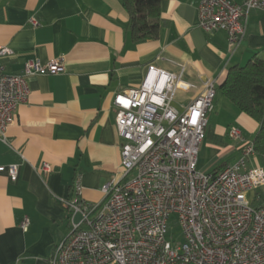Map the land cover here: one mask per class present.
Returning a JSON list of instances; mask_svg holds the SVG:
<instances>
[{
    "label": "crops",
    "instance_id": "crops-1",
    "mask_svg": "<svg viewBox=\"0 0 264 264\" xmlns=\"http://www.w3.org/2000/svg\"><path fill=\"white\" fill-rule=\"evenodd\" d=\"M199 3L160 0L157 39L133 43L120 0H0V48L11 51L1 59L5 73L20 75L27 62L62 65L56 75L26 79L27 101L16 109L6 142L0 141V264H49L70 233L61 200H71L75 186L82 203L102 201V186L120 175L113 97L138 88L148 66L175 73L162 58L183 63L184 80L199 90L216 81L197 170L217 173L239 159L241 147L229 139V128L252 141L264 116L258 124L240 113L219 86L230 67L254 56L264 60V13L249 15L245 37L230 56L224 33L200 29ZM198 91L177 94L173 107L182 112ZM11 165L18 166L15 182L6 170ZM44 165L50 169L45 175ZM258 191L264 195V186Z\"/></svg>",
    "mask_w": 264,
    "mask_h": 264
},
{
    "label": "built area",
    "instance_id": "built-area-1",
    "mask_svg": "<svg viewBox=\"0 0 264 264\" xmlns=\"http://www.w3.org/2000/svg\"><path fill=\"white\" fill-rule=\"evenodd\" d=\"M252 12L264 13V0H200L199 27L208 34L224 33L231 56L245 37ZM30 25L39 23L31 19ZM10 55V49L0 48L4 143L16 109L27 101L26 79L62 71L57 60L45 66L27 62L22 74L7 75L1 59ZM161 60L177 71L148 66L138 88L114 95L115 127L122 141L119 178L102 186L99 203H82L78 186L71 200H61L71 231L49 264H264V204L254 208L247 198L264 186V169L249 164L255 158L253 142L238 128H229V139L241 147L239 159L217 173L199 172L197 155L213 111L216 81H205L199 90L184 80L183 63ZM191 91L198 93L179 112L173 107L177 94ZM17 169H6L12 182ZM40 171L45 175L50 169L44 165ZM172 215L180 228L179 243L167 237ZM27 227L24 219L21 228Z\"/></svg>",
    "mask_w": 264,
    "mask_h": 264
},
{
    "label": "trees",
    "instance_id": "trees-1",
    "mask_svg": "<svg viewBox=\"0 0 264 264\" xmlns=\"http://www.w3.org/2000/svg\"><path fill=\"white\" fill-rule=\"evenodd\" d=\"M129 18L133 43L153 41L159 34L160 0H120ZM224 98L258 124L264 116V60L252 57L247 63L230 67L219 86ZM255 158L264 164V125L252 140Z\"/></svg>",
    "mask_w": 264,
    "mask_h": 264
},
{
    "label": "rangeland",
    "instance_id": "rangeland-1",
    "mask_svg": "<svg viewBox=\"0 0 264 264\" xmlns=\"http://www.w3.org/2000/svg\"><path fill=\"white\" fill-rule=\"evenodd\" d=\"M251 161V165L250 167H256V166H260L264 169V164L260 161L259 164H255V162L253 160ZM249 161V162H250ZM128 180V179H127ZM252 197V199H251ZM248 200H250V204L252 207L254 208H259L264 204V195L260 193V191H255L252 194L248 195ZM75 221H78V217H75ZM70 231H71V227H70ZM167 237L169 240H171L172 242L175 243H179L181 242V232H180V228L177 222V217L175 215L170 216L169 222H168V234Z\"/></svg>",
    "mask_w": 264,
    "mask_h": 264
}]
</instances>
